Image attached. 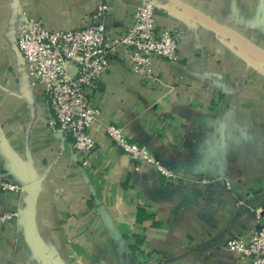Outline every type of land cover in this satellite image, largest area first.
Masks as SVG:
<instances>
[{
  "label": "crops",
  "instance_id": "obj_1",
  "mask_svg": "<svg viewBox=\"0 0 264 264\" xmlns=\"http://www.w3.org/2000/svg\"><path fill=\"white\" fill-rule=\"evenodd\" d=\"M142 0H0V264H42L20 214L27 180L33 225L52 264H253L227 246L248 240L264 205V0H148L157 30L180 59L133 72L122 50L92 93L100 114L88 162L49 126L43 85H33L17 32L26 18L49 29L98 18L125 35ZM120 126L174 174L135 161L107 134ZM3 183L22 186L8 190Z\"/></svg>",
  "mask_w": 264,
  "mask_h": 264
},
{
  "label": "built area",
  "instance_id": "obj_2",
  "mask_svg": "<svg viewBox=\"0 0 264 264\" xmlns=\"http://www.w3.org/2000/svg\"><path fill=\"white\" fill-rule=\"evenodd\" d=\"M157 6L142 0L133 15V24L123 36H110L105 24L98 20L108 10L99 6L94 21L82 28L53 30L41 20L26 18L17 32L18 47L26 59L33 85L45 88L50 113L49 126L73 140L83 163L96 151L97 142L91 127L100 110L92 103V93L98 88L100 78L111 66L113 53L122 50L130 69L147 77L153 75L154 59L178 61V38L168 29L157 30ZM108 136L135 161L153 164L167 177L173 172L163 165L145 146L131 141L123 129L115 124L107 126ZM8 190L22 186L3 183ZM259 227L248 240L232 238L227 246L253 264H264V205L255 209ZM17 213L0 215L1 222L12 220Z\"/></svg>",
  "mask_w": 264,
  "mask_h": 264
},
{
  "label": "water",
  "instance_id": "obj_3",
  "mask_svg": "<svg viewBox=\"0 0 264 264\" xmlns=\"http://www.w3.org/2000/svg\"><path fill=\"white\" fill-rule=\"evenodd\" d=\"M61 134V132H59ZM34 183L27 180L23 183V189L27 191L30 194V202L28 209L23 212L21 215L25 226H26V232L28 236V240L34 249L35 253L39 257L42 264H52V260L47 256L44 249L40 246V244L37 241L34 225H33V216H34V209L36 206V200H37V193L34 189Z\"/></svg>",
  "mask_w": 264,
  "mask_h": 264
}]
</instances>
